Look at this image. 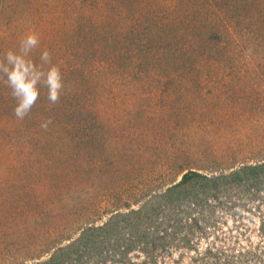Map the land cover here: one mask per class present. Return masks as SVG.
<instances>
[{
  "label": "rangeland",
  "instance_id": "374dc122",
  "mask_svg": "<svg viewBox=\"0 0 264 264\" xmlns=\"http://www.w3.org/2000/svg\"><path fill=\"white\" fill-rule=\"evenodd\" d=\"M29 31L64 89L19 120L0 77V264L104 222L83 264H264V184L156 204L183 167L263 156L264 0H0V59Z\"/></svg>",
  "mask_w": 264,
  "mask_h": 264
},
{
  "label": "trees",
  "instance_id": "16d2710c",
  "mask_svg": "<svg viewBox=\"0 0 264 264\" xmlns=\"http://www.w3.org/2000/svg\"><path fill=\"white\" fill-rule=\"evenodd\" d=\"M139 21V19L137 21L135 20V22L131 23V26L137 25ZM211 39L215 40V43H218L220 35L218 33H214L213 35H211ZM138 41L142 43V40L139 39V37ZM134 44L135 42L131 41L130 45H127V50L125 51L130 50ZM148 45L150 44L148 43ZM258 153L261 154L260 156H263L257 158L256 162H250L249 160H247L245 162H241V164H239L238 166H236V164L234 163L228 166H220L219 162H221L222 159H220V161L218 162V155L214 154V164H212V166H207V170H211V174L205 171L206 168L204 169L198 166L183 167V169L179 172V174H181V178L178 181L167 185L163 192H157L160 195L158 197V200L156 201V204H158L159 207L160 205L165 206V204H175L184 200H188L189 202L195 200L198 203L197 205L199 206L201 203H207V201L210 200L212 196L218 198L219 195L224 191V188L230 191L233 190V192H238L240 194H242L240 191V189H242L245 195L249 196L252 190H259L261 187H263L262 185L264 184V152ZM234 162L236 163V161ZM227 169L230 170L226 171ZM154 185H147L148 187L145 188L146 196L144 195L143 197H152V193L156 191V189H158L159 191L163 186L160 185L157 187ZM231 193L232 192H229V195ZM123 205L125 207H128L130 203L125 202ZM123 205H120L118 207H124ZM151 213V211H144V214L149 215ZM139 216L140 215H138L137 217L138 219ZM122 217L127 222H129V214H123ZM142 218L143 217H141V219ZM108 221L111 220L109 219ZM92 222H94V220L86 221L85 225ZM110 226V222L108 224L104 222L103 224L97 226H93V224H90L87 226V229H82L83 232H81L79 238L75 239L71 235V232L67 230L58 231L57 236L54 240H50L49 242H47V244L43 245L37 251V253H28L27 255L29 256H26V259H29L30 264H83V261L91 257L90 252L96 250L95 248H98V246H96V242L100 241L97 239L100 236V230L105 232V235L108 236L109 233H111L112 227L108 228ZM107 236L102 237L104 239H107ZM66 240L68 241V244H65L64 246H57ZM82 242H84L85 245ZM120 246V242L115 243V247L119 248ZM129 248L130 245L127 246V248L123 247V249H126V251ZM47 253H50V257H48L47 259H42L44 256H46ZM32 260L34 262H32ZM86 263L93 264L90 261ZM94 264L97 263L95 262Z\"/></svg>",
  "mask_w": 264,
  "mask_h": 264
},
{
  "label": "clouds",
  "instance_id": "9594fccd",
  "mask_svg": "<svg viewBox=\"0 0 264 264\" xmlns=\"http://www.w3.org/2000/svg\"><path fill=\"white\" fill-rule=\"evenodd\" d=\"M39 45V35L29 31L21 38L18 50H8L0 59V77L6 80L15 100L13 111L19 120H23L32 110L42 86L46 88L47 98L53 104L59 100L64 89L63 73L59 66L51 63L47 49L40 54V65L30 58V53ZM44 65H48L46 70ZM50 122L43 121L41 127L46 129Z\"/></svg>",
  "mask_w": 264,
  "mask_h": 264
}]
</instances>
